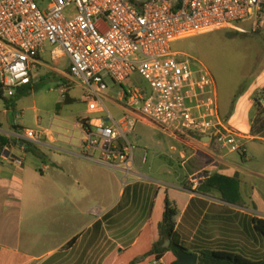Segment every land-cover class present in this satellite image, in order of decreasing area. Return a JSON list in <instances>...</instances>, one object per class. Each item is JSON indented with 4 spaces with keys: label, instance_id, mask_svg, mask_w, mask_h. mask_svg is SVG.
<instances>
[{
    "label": "crops",
    "instance_id": "0c3cea01",
    "mask_svg": "<svg viewBox=\"0 0 264 264\" xmlns=\"http://www.w3.org/2000/svg\"><path fill=\"white\" fill-rule=\"evenodd\" d=\"M63 62L66 66L60 72L57 66ZM69 66L67 57L53 63L51 47L46 46L31 67V84L18 88L14 97L30 90L26 96H35L34 109H50L53 117L57 115L52 105L56 107L64 100L47 99V93H41L35 74L40 69L42 82L69 87V104L74 102L70 96L73 88L81 90L83 102V90L71 82ZM54 92L51 88L50 94ZM255 96L264 108V69L249 80L246 92L233 105L230 119L224 122L240 135L244 155L222 149L210 137L185 133L167 136L179 140L178 146L170 144V158L175 159H166L168 165L158 170L167 180H153L142 173L141 166L137 174L142 181L128 187L122 184L123 174L119 177L118 172L85 159L76 124L90 117L88 109L73 127L58 125L56 133L36 130V142H21L20 131L28 128L11 120L9 114L22 112V97L14 101V97L5 96L8 104L3 100L0 135L10 145L6 147L9 153L0 159V264H103L135 244L149 222L159 187L189 196L176 226L187 252L212 249L264 259V236L254 227V219H264V133L251 132ZM220 107L226 113L227 106L221 103ZM54 120L63 122L58 116ZM17 153L36 159H21L23 166L19 168L12 159H20ZM214 175L236 180L240 197L227 183L223 187L230 202L221 191L207 186L206 181ZM91 196L97 200L89 203Z\"/></svg>",
    "mask_w": 264,
    "mask_h": 264
},
{
    "label": "built area",
    "instance_id": "2783aa9c",
    "mask_svg": "<svg viewBox=\"0 0 264 264\" xmlns=\"http://www.w3.org/2000/svg\"><path fill=\"white\" fill-rule=\"evenodd\" d=\"M243 24H264V0H0V87L12 98L30 85L31 67L47 45L53 63L67 57L90 116L76 124L84 157L123 174L128 187L142 181L137 163L148 158L129 139L140 122L170 135L214 138L222 149L245 154L240 135L220 116L215 78L201 61L175 51L179 42ZM135 75L145 85L134 84ZM68 89L61 88L63 96ZM37 139L36 131L22 129L18 140Z\"/></svg>",
    "mask_w": 264,
    "mask_h": 264
},
{
    "label": "rangeland",
    "instance_id": "374dc122",
    "mask_svg": "<svg viewBox=\"0 0 264 264\" xmlns=\"http://www.w3.org/2000/svg\"><path fill=\"white\" fill-rule=\"evenodd\" d=\"M47 47L50 49L49 45H47ZM175 51L197 59L207 67L215 78L219 92L220 106L221 98L225 97L230 88H235L238 83L243 81H249L252 78V74L261 68L264 62V24L258 28H253L249 24H243L236 29L185 40L175 45ZM46 58L49 59V54L46 55ZM65 66V62L57 66L58 71H64ZM35 74L37 85L39 89L41 88V93H47V99L50 97H54L55 100H58V98L61 100L66 99V94L63 96L61 93L62 87L59 88L56 83L53 84L45 80L42 82L40 80V77L43 75L42 70H36ZM131 81L134 84H138L143 82V79L139 75H135L132 77ZM143 85H145L144 82ZM51 88L55 91L54 94H50ZM110 94L119 98L122 92L120 89L110 85ZM70 96L74 99L73 103L60 104L58 106L56 104V107L52 105V107L57 108L55 109L57 114L55 117H53V112L50 109L43 108V111L39 108L34 109L36 103L35 96L33 95L30 97H22L20 103L22 112L9 114V117L11 120L16 119V122L20 123L23 128L33 129L35 131L51 129L56 133V126L73 127L75 124L74 122H76L82 114L87 113V105L80 99L81 90L79 88H73ZM51 101L52 99L49 100L50 103ZM48 105L49 104H47V107ZM107 106L112 114L117 115L115 108L111 104H107ZM3 111L4 102L0 99V113ZM57 116L63 122L54 120ZM8 123L10 122L8 121ZM135 135L137 136L136 138L129 137L130 141L136 144L141 150H148L146 164L141 165L140 161L137 163L139 168L144 166L142 173L145 175L148 174L149 177L156 181L167 180L159 174L158 170L163 165H168L166 159H175L173 157L170 158V147L171 145L178 146L179 140L167 138V136H171L169 133L145 122L137 124ZM140 153L141 152H138V155ZM16 156L20 159L25 158L28 162L31 159H36L31 154L25 157L17 153ZM178 166L179 164H177V167ZM117 175L122 177L120 172H118ZM92 200L95 201L97 198L94 196L89 197V203Z\"/></svg>",
    "mask_w": 264,
    "mask_h": 264
},
{
    "label": "trees",
    "instance_id": "16d2710c",
    "mask_svg": "<svg viewBox=\"0 0 264 264\" xmlns=\"http://www.w3.org/2000/svg\"><path fill=\"white\" fill-rule=\"evenodd\" d=\"M263 69L264 62L261 68L252 74L251 77H256ZM248 82L243 81L238 83L235 88H230L226 94L227 96L225 95V97H222L223 99L221 98V103L227 106L226 113H222L220 110V116L224 122L230 119L233 112V105L246 92ZM29 92L30 90L24 93H17L14 101L26 96ZM65 98L62 104H69L67 96ZM0 99L4 100L6 105L8 104L1 87ZM253 99L256 117L253 121L251 132L254 135H259L264 133V108L256 96ZM79 121L83 122L82 119ZM9 145V140L5 136L0 135V159L5 153V148ZM28 145L30 149L32 145ZM225 183L233 187L234 194L239 198L240 193L237 181L234 179L214 175L205 184L210 188L221 191L224 199L230 202L231 200L226 195V190L223 187ZM188 202L189 196L187 194L172 188L159 187L154 195L149 222L138 235L135 244L119 255L113 254L103 264H153L155 262L159 264H174L177 261L178 251L184 249L181 245L180 237L176 232V226ZM254 227L257 232L264 236V219H254ZM168 240L170 241V246L165 248L164 245ZM197 253L199 254L198 264H264V259L253 260L234 252L202 249L197 251Z\"/></svg>",
    "mask_w": 264,
    "mask_h": 264
},
{
    "label": "water",
    "instance_id": "95a60500",
    "mask_svg": "<svg viewBox=\"0 0 264 264\" xmlns=\"http://www.w3.org/2000/svg\"><path fill=\"white\" fill-rule=\"evenodd\" d=\"M170 246V241L168 240L164 245L165 248ZM199 254L189 253L185 249L179 250L177 253V261L174 264H198Z\"/></svg>",
    "mask_w": 264,
    "mask_h": 264
}]
</instances>
